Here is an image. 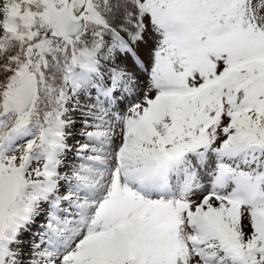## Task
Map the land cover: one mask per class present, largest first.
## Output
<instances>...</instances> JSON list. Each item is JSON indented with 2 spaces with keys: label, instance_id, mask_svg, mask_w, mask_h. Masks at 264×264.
<instances>
[{
  "label": "snow or ice",
  "instance_id": "6c2138e0",
  "mask_svg": "<svg viewBox=\"0 0 264 264\" xmlns=\"http://www.w3.org/2000/svg\"><path fill=\"white\" fill-rule=\"evenodd\" d=\"M0 264H264V0H0Z\"/></svg>",
  "mask_w": 264,
  "mask_h": 264
}]
</instances>
